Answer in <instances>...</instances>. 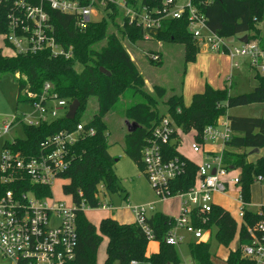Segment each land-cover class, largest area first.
<instances>
[{"label":"trees","instance_id":"1","mask_svg":"<svg viewBox=\"0 0 264 264\" xmlns=\"http://www.w3.org/2000/svg\"><path fill=\"white\" fill-rule=\"evenodd\" d=\"M151 6H161L162 0H144ZM143 2V3H144ZM198 10L208 19V26L223 38L247 35L250 40H258L261 44L259 24L264 20V0H194ZM112 12L101 21L91 22L84 30H79L71 15L50 10L52 21L56 27L58 40L65 46L72 45L74 55L53 56L49 50L35 53H18L12 50L4 37L9 31L8 4L0 3V36L3 47H9L11 53L0 51V78L11 73L17 80L19 100L25 88L33 92H41L46 82L54 84L56 91L63 98L72 102L80 101L75 118L59 117L40 126H27L26 139L18 140L17 146L27 149L36 147L47 136L60 130H74L81 121L89 99L95 97L98 109L89 120L88 127L95 129L94 134H83L72 147L71 166L63 178L69 179L64 185V192L72 196L77 210L78 245L76 257L66 264H98L99 247L106 237L108 239L107 257L103 264L137 263L148 264H182L176 246L167 242L169 231L175 224L174 216L162 211L154 212L149 224L154 230L155 241L159 243L157 252L147 254L150 240L140 226L121 222L114 217H105L99 226L91 222L83 205L89 208L100 207V189L103 186L108 193H120L123 188L120 178L115 172L116 159L109 151L108 126L105 120L108 112L119 102L122 93L133 88L144 97V101L128 106L125 116L133 122L132 128L124 136V151L144 171L142 151L152 136L153 128L166 114L152 108L154 97L144 91L145 78L137 63L122 41L127 37L130 42L143 41L144 29L125 23L120 26L116 20L120 14L117 6H111ZM117 32H110V23ZM154 39L163 43L180 42L184 44L185 62L195 59L200 52L199 41L188 30V18L166 20L160 30L148 32ZM240 38V37H239ZM106 40L100 48L95 45ZM2 49V48H0ZM161 64L162 61H153ZM101 68L110 72L107 74ZM259 79L251 91L232 95L230 88H214L205 85L203 92L193 95L190 105L184 103L183 94L170 95L166 100L167 113L185 132H195V138L202 141L201 134L206 126L217 124L223 116L229 121L232 137L225 144L223 158L228 167L240 170V190L244 200L251 202L252 186L258 175L264 177V154L250 153L255 148L264 149V117L241 116L229 113L233 107L264 102V76ZM154 90L158 97L167 94L165 87L156 85ZM155 104V103H154ZM177 142L165 145L168 157L181 156L186 163L185 173L171 181L172 193L186 191L195 184L197 164L177 150ZM182 152V153H181ZM197 162V161H196ZM40 196L51 195L47 186H38ZM126 197L128 194L126 193ZM245 208L244 220H237L230 211L220 204H215L204 224L195 218L196 226L205 230H215L220 244L229 246L237 238L238 245L229 251L226 264H245L241 246L248 242L246 223H252L263 216ZM264 211V205L261 206ZM212 237V236H211ZM191 260L195 264H219L214 261L209 240H192L188 243Z\"/></svg>","mask_w":264,"mask_h":264},{"label":"built area","instance_id":"2","mask_svg":"<svg viewBox=\"0 0 264 264\" xmlns=\"http://www.w3.org/2000/svg\"><path fill=\"white\" fill-rule=\"evenodd\" d=\"M1 2L8 4L9 31L4 37L11 44L12 50L18 53L49 50L53 56L71 58L74 48L72 45L65 46L58 40L50 10L73 16L76 27L84 30L89 23L101 21L111 13V6L115 5L120 10L117 16L120 20L117 21L122 26L128 23L147 31L144 41H160L153 39L148 32L160 30L164 21L179 19L186 14L188 30L200 45H205L211 51L227 53L233 67L240 66L238 58H247L253 67L264 70V47L261 43L248 39L247 42H240L239 46L234 45L236 38L234 42H229L228 38L219 36L208 26L206 15L198 10L194 0H162L161 6H151L144 0H0ZM150 59L159 61L161 56L151 52ZM227 81L230 83L228 86H231L232 74L227 77ZM22 92L33 107V112L27 122L19 115L0 119V137L9 134L20 124L24 125L25 132L27 126H40L68 113L71 102L61 97L51 82H46L41 92H33L28 88ZM94 133L93 127L80 121L76 129L60 130L47 136L34 148L17 146L19 139H26V132L23 137L14 136L3 142L0 148V256L11 260L12 264H66L76 257L79 207L73 201L68 204L55 199L52 187L55 180L63 178L70 168L74 144L83 134ZM185 136L191 137L188 147L194 154L201 156V159L197 162L190 159L198 166L195 184L186 191L173 194L171 181L185 173L187 162L181 156L168 157L165 145L176 141V148L180 151ZM200 136L202 141L195 138V132H185L167 115L154 126L152 136L142 151L144 172L160 200H180L179 214L174 217L175 224L166 238L173 245L186 239L185 234L179 233L180 229L195 241L207 240L206 235L212 231L196 226L194 220L198 218L202 224L208 221V214L216 204L215 193L228 194L233 188H237L238 196L235 199L241 204L238 217L241 220L245 218L244 207L248 204L240 190V171L228 167L223 158L225 144L232 137L228 119L221 117L217 124L206 126ZM208 143H220L221 149L210 152L205 149ZM263 179L262 175H258L255 183ZM38 186L50 187L52 194L40 196L35 189ZM129 207L134 221L150 241L154 240L155 233L149 224V218L155 212V204ZM83 209L89 207L83 205ZM255 213L263 217L246 223L249 241L241 246L245 264H264V211L260 206ZM191 264L195 263L191 260Z\"/></svg>","mask_w":264,"mask_h":264},{"label":"rangeland","instance_id":"3","mask_svg":"<svg viewBox=\"0 0 264 264\" xmlns=\"http://www.w3.org/2000/svg\"><path fill=\"white\" fill-rule=\"evenodd\" d=\"M183 1L185 0H179V2ZM100 16L101 14L99 17ZM116 20L120 19L117 18ZM119 25L122 26L120 23ZM109 27L110 32H117V28L112 22ZM259 27L261 29L259 39L264 41V20L259 24ZM239 37L241 36L236 37L234 45H241ZM122 41L134 57L140 72L145 78L144 91L146 94H150L154 97V101L151 103L153 106L152 108L158 109L159 112L166 114V116L169 114L167 113V106L165 102L170 95L183 93L184 103L190 104L193 94L196 91H203L207 83L211 86H216L219 85V79L221 82V78L218 79L219 64L216 60H214V55L218 53L216 51L207 50L205 45H200L201 50L196 54L194 60L185 62L184 44L180 42H162L165 47L162 54L163 58L159 60L160 62L162 61V63L154 64L150 60L151 52L148 51L150 49L147 50V48H150V45H152L155 41L148 42L139 40L133 43L130 42L127 37H123ZM2 43L3 39L2 36H0V48H2L0 51L6 54L11 53L12 51L9 47H3ZM105 43L106 40H102L96 44L95 47L100 48ZM135 50L138 53H135ZM219 53L226 54L223 52ZM147 54L149 56H147ZM238 60L241 67L233 68L234 78L232 85L228 86L232 95L251 91L259 83L257 75L261 74L264 76V70H259L256 67H250L247 65V61L245 62L244 58H238ZM221 84L223 85V81ZM156 85L166 88L167 94L164 97L157 96L154 90ZM228 85H230V83H228ZM18 93L19 87L14 75L11 73L3 74L0 78V119L4 117L11 118L19 115L24 122H27L29 115L33 112V107L28 103V101H26L24 92L21 91V100H19ZM144 100V97L137 93L135 89L129 88L122 93L119 102L106 115L105 120L108 126L107 132L109 133V151L116 159L114 168L116 174L120 178L123 191L120 193H108L102 185L99 186L100 207L89 208V211L87 212L88 216H90L93 221L96 220L102 212H106L109 217H117L121 221L132 222L134 220V215L129 206H141L150 203L155 204V212H167L172 216L173 214L176 215L178 213L179 199L173 198L168 201H161L156 191L151 186L145 172L141 170L124 151V136L133 126V122L126 118L125 110L128 106ZM97 109L98 101L96 98L93 97L89 99L81 117V121L86 123L89 122L92 116L96 113ZM229 113L241 116L264 117V102L236 106L231 108ZM223 117L226 118V116ZM24 135V125L20 124L13 128L9 134L0 137V148L5 140H9L14 136L23 137ZM189 140H191V137L185 136L184 142L181 143L180 150L183 153L189 151ZM249 152H251L250 149ZM254 154L256 155L251 156L252 158H255L257 155L264 154V149H260L259 153ZM191 155L193 154L191 153ZM193 158L197 160L201 159L199 155H194ZM69 181V179L65 178L55 180L52 192L55 199L66 201L68 204H71L73 201L72 196L64 192V185L68 184ZM126 193L128 194V197H126ZM237 196L238 190L237 188H233L228 194L219 192L215 193L214 202L225 207L228 211H230L233 217L239 220L240 218L238 217V212L241 208V204L235 199ZM102 205H106L112 210L105 209V211L103 210ZM262 205H264V179L259 182V184L252 186L251 202L245 207L250 211L256 212ZM151 213L152 212H150V214ZM99 222L98 224L95 222L93 223L99 226ZM179 233L185 234L186 239L184 242L176 246L177 251L183 263L191 264L188 243L194 239L183 229H180ZM209 242L211 244L212 257L214 261L219 264H226L229 251L235 249L238 245L237 238H235L228 247L220 244L216 238L215 230L212 237L209 238ZM157 243V241H150L149 250L155 248ZM106 247L107 238L105 237L99 247L97 256L98 264H103L105 260ZM0 264H12V262L11 260L0 256ZM113 264H119V262L115 261Z\"/></svg>","mask_w":264,"mask_h":264},{"label":"crops","instance_id":"4","mask_svg":"<svg viewBox=\"0 0 264 264\" xmlns=\"http://www.w3.org/2000/svg\"><path fill=\"white\" fill-rule=\"evenodd\" d=\"M263 47H264V45H263V43L261 44ZM164 46H163V44H162V41L160 40V41H155L152 45H150V48H147V50L148 49H150V50H148V51H150V52H154V53H158V54H160V56H161V59L163 58L162 56V54H163V52H164ZM206 49L207 50H209L207 47H206ZM135 53H138L136 50H135ZM218 54H216V55H214V60H216L217 61V63L219 64L218 65V72H219V76H218V79L219 78H221V82H220V79H219V85H216V86H212V87H214V88H225L226 86H228V81H227V77L230 75V74H232V76H233V78H234V74H233V72H234V70H233V68H235V67H233V65H232V60H231V58L229 57V55L226 53V54H221V53H219V52H217ZM131 54V53H130ZM131 56H132V54H131ZM136 57V56H135ZM137 57H140V56H137ZM132 58L134 59V57L132 56ZM135 60V59H134ZM244 60H245V62L247 61V65H249L250 67H253L251 64H250V61L247 59V58H244ZM137 63V62H136ZM239 67H241V66H239ZM238 67V68H239ZM254 68V67H253ZM217 79V78H216ZM215 79V80H216ZM235 80V79H234ZM222 81H223V85L221 84L222 83ZM221 84V85H220ZM183 88V87H182ZM205 89V88H204ZM204 91V90H203ZM203 91H201V92H203ZM196 93H200V91H196L194 94H196ZM183 94V93H182ZM193 94V95H194ZM192 99H193V96H192ZM192 99H191V102H192ZM191 104V103H190ZM190 104H186V105H190ZM132 128V127H131ZM205 149L206 150H208V151H210V152H216V151H218V150H220L221 149V144L220 143H208L207 145H205ZM188 152H186V153H183L185 156H187L188 158H190V159H192V160H196V161H199V160H197V159H194L193 158V156L194 155H196V154H194L190 149H189V147H188ZM191 153L193 154V155H191ZM200 158H201V156H200ZM240 171V170H239ZM238 173V172H237ZM255 184H259V183H254V185ZM217 204V203H216ZM179 205H180V200H179ZM112 210V209H110V208H108V207H106V208H103V210ZM105 210V211H106ZM89 210L88 209H86L85 210V212H86V215H87V217H88V219L90 220L91 218H90V216H88V214H87V212H88ZM164 213H166V214H168L167 212H164ZM179 214V206H178V213L176 214V215H174L173 214V216L175 217V216H177ZM168 215H171V214H168ZM108 216V214L106 213V212H102V214L96 219V220H92L93 222H95L96 224H98V222H99V220L102 218H105V217H107ZM172 216V215H171ZM109 217V216H108ZM114 218H116L117 220H119L117 217H114ZM101 219V220H102ZM90 220V221H91ZM135 220V219H134ZM134 220L132 221V222H134ZM91 221V222H92ZM119 221H121V220H119ZM101 222V221H100ZM100 222H99V224H100ZM121 222H127V223H132V222H130V221H121ZM94 223V224H95ZM95 224V225H96ZM212 232L211 233H209V234H207L206 235V238H207V240H209V238H211V236H212ZM105 238V237H104ZM104 240V239H103ZM152 241H155V240H152ZM150 244V243H149ZM107 245H108V239H107ZM158 249H159V243H157V246L155 247V248H153V249H151V250H149V245H148V249H147V254L149 255V254H151V253H153V252H157L158 251ZM106 250H107V247H106ZM106 257H107V253H106ZM106 257H105V259H106ZM104 262H105V260H104ZM103 262V263H104ZM136 264H140V263H136Z\"/></svg>","mask_w":264,"mask_h":264},{"label":"water","instance_id":"5","mask_svg":"<svg viewBox=\"0 0 264 264\" xmlns=\"http://www.w3.org/2000/svg\"><path fill=\"white\" fill-rule=\"evenodd\" d=\"M248 39H249L248 36L247 35H244V36H242V37L239 38V41L240 42H247ZM228 41L229 42H234L235 41V37L234 36L229 37L228 38ZM101 70L103 72L107 73V74H110L109 71H107V70H105L103 68H101ZM79 106H80V101L78 99L73 100L70 103L69 110H68V113H67L66 117L69 118V119L75 118L76 117V114L78 112ZM259 152H260V149L259 148H255V149L251 150L250 153H259Z\"/></svg>","mask_w":264,"mask_h":264}]
</instances>
